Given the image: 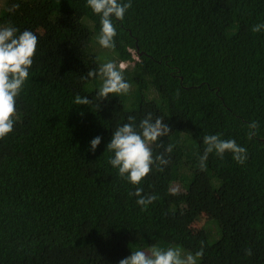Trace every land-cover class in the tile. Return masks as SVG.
<instances>
[{"label":"trees","instance_id":"trees-1","mask_svg":"<svg viewBox=\"0 0 264 264\" xmlns=\"http://www.w3.org/2000/svg\"><path fill=\"white\" fill-rule=\"evenodd\" d=\"M131 2L103 51L92 50L101 18L87 0L0 9V24L39 37L14 130L0 139V264H119L154 245L194 254L201 241L198 264H264V30L252 31L264 0ZM129 48L140 56L123 72L130 92L97 101L102 78L87 72L132 62ZM77 94L94 102L75 105ZM148 113L171 129L151 144L169 163L133 185L109 163L107 144L129 116L139 130ZM217 133L247 149L245 163L213 152L201 170L203 137ZM137 187L158 197L146 210L129 195ZM202 211L211 218L195 232Z\"/></svg>","mask_w":264,"mask_h":264},{"label":"clouds","instance_id":"clouds-1","mask_svg":"<svg viewBox=\"0 0 264 264\" xmlns=\"http://www.w3.org/2000/svg\"><path fill=\"white\" fill-rule=\"evenodd\" d=\"M87 6L100 16V34L97 36L98 43L103 48H114V37L117 35L113 17L116 20H123L127 11L132 7L131 0H87ZM20 5L15 3L12 10L19 9ZM264 30V23L252 27L254 33ZM38 35L32 30H20L10 21L0 24V139L5 138L14 130V119L17 115V98L23 90V86L30 75V68L33 65V58L36 55ZM124 64L117 66L115 61L102 64L98 70H89L86 78H95L99 75L102 78V85L96 93L97 101L109 98L110 94H128L131 85L124 77ZM93 99L88 96L76 95L75 105H91ZM100 106V105H99ZM83 114V113H81ZM129 123L118 127L114 132L111 141L107 144V151L113 152L114 156L109 159L113 168L118 169L120 177L127 179L133 185H139L141 181L152 171L153 166L160 167L167 165L169 159L161 153L154 156L151 144L158 139L167 136L171 129L164 122V118L157 117L153 120L152 113L139 123L137 130L136 118L128 117ZM249 139L255 134L259 124L253 121L249 126ZM220 133L209 134L203 137V144L206 146L204 154L199 157V166L204 170L206 162L211 153L223 158L226 152L233 153V158L240 164L247 160V149L240 146L234 139H222ZM102 140L96 136L90 141V150L95 152ZM160 147H165L162 143ZM173 151V145L165 147L166 153ZM161 170H163L161 168ZM143 189L137 187L135 192L129 195L138 197L136 203L146 210L158 197L156 195H142ZM172 194H175L174 192ZM204 242L201 241V248L194 254L184 255L180 247H168L167 249L152 246L148 251L137 250L119 261V264H198V260L204 254ZM246 255H252V250L246 249Z\"/></svg>","mask_w":264,"mask_h":264},{"label":"rangeland","instance_id":"rangeland-1","mask_svg":"<svg viewBox=\"0 0 264 264\" xmlns=\"http://www.w3.org/2000/svg\"><path fill=\"white\" fill-rule=\"evenodd\" d=\"M7 1L8 0H0V9L5 6ZM37 33L41 35L43 31L38 30ZM92 50L103 51V47L101 45H94L92 47ZM210 218H211V214L209 212L202 211L200 213V216L191 223L190 225L191 229L195 232L199 231L203 226L207 225V223L210 221ZM211 225L215 226L216 224L211 222ZM206 230L210 231V227H207ZM214 239L216 238H211V241H213Z\"/></svg>","mask_w":264,"mask_h":264},{"label":"built area","instance_id":"built-area-1","mask_svg":"<svg viewBox=\"0 0 264 264\" xmlns=\"http://www.w3.org/2000/svg\"><path fill=\"white\" fill-rule=\"evenodd\" d=\"M128 50L131 54L132 62L121 61L119 64H121V63L124 64V66H125L124 69L127 68L130 64H134L136 61H139V59H140L138 52L134 48H129Z\"/></svg>","mask_w":264,"mask_h":264}]
</instances>
